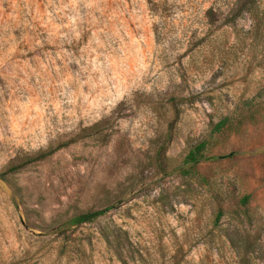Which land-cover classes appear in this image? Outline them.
I'll return each mask as SVG.
<instances>
[{"label": "rangeland", "instance_id": "rangeland-1", "mask_svg": "<svg viewBox=\"0 0 264 264\" xmlns=\"http://www.w3.org/2000/svg\"><path fill=\"white\" fill-rule=\"evenodd\" d=\"M263 89L264 0H0V174L77 140L0 175V264H238L241 222L264 264V115L184 163Z\"/></svg>", "mask_w": 264, "mask_h": 264}, {"label": "trees", "instance_id": "trees-1", "mask_svg": "<svg viewBox=\"0 0 264 264\" xmlns=\"http://www.w3.org/2000/svg\"><path fill=\"white\" fill-rule=\"evenodd\" d=\"M259 100L256 102L248 101L244 102L243 105L237 106V109L227 116L220 119L217 123H215L211 130V137L206 138L205 140L199 142L198 144L192 146L186 156L184 157V163L189 165L190 168H196L199 164L207 160H218L224 157L232 156V154L228 156H220L218 154L209 155L208 151L210 148L212 149L214 143L217 142L214 138L215 135H234L242 132L246 125L256 124L259 121V117H263L264 115V89L260 91L258 94ZM77 141L73 139L66 143H63L56 147H49L45 150H40L35 153L33 156H25L26 158H15L10 161L7 168L0 174L1 178L7 181L14 188L17 187L14 182L7 178L8 174L14 173L19 169L27 166L35 161L46 159L53 154H55L58 150L66 147L72 142ZM248 196H244L242 198L243 203H247ZM113 205L108 206L106 208L97 209V210H87L81 211L79 213L73 214L71 218L67 221L68 224L73 226H80L86 223H91L98 219L99 217L105 215ZM223 212L220 211L217 216V221L222 217ZM238 217H241V214L237 213ZM244 216L248 218V213L245 211ZM241 227L233 234H226L229 238V241L238 257V264H255L254 254L258 251L260 247V242L257 237H255L250 230H248L244 224L241 222ZM109 243L112 245L113 249L120 256V260L122 264H129L127 258H124L123 253L126 251L131 253L130 248L121 242L119 239L110 240ZM130 245V244H129Z\"/></svg>", "mask_w": 264, "mask_h": 264}]
</instances>
